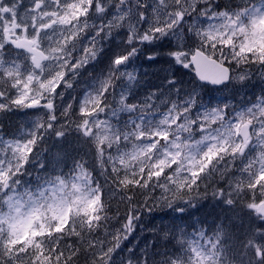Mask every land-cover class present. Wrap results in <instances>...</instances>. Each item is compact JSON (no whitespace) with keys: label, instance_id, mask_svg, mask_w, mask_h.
<instances>
[{"label":"snow or ice","instance_id":"6c2138e0","mask_svg":"<svg viewBox=\"0 0 264 264\" xmlns=\"http://www.w3.org/2000/svg\"><path fill=\"white\" fill-rule=\"evenodd\" d=\"M165 47L169 66L200 82L258 78L259 93L205 103L165 72L141 99L137 62ZM21 109L34 119L0 136V264H264V0H0V115ZM70 136L87 151L58 153L66 173L41 163L34 185L22 180L49 138ZM209 189L247 218L240 235L189 212L151 250L122 255L142 209L185 213Z\"/></svg>","mask_w":264,"mask_h":264},{"label":"trees","instance_id":"16d2710c","mask_svg":"<svg viewBox=\"0 0 264 264\" xmlns=\"http://www.w3.org/2000/svg\"><path fill=\"white\" fill-rule=\"evenodd\" d=\"M162 52L165 53V57H157V63H148L147 61L143 60L144 64H138L139 67L143 68L142 73H146V75L143 76V79L141 80V84L144 87H157L161 85L162 83V77L166 74L165 72L168 67V63L166 62L169 58L166 57V51L167 47L161 49ZM147 55V53H145ZM88 69H91L89 67ZM172 72V74L180 81L181 83L184 82V79L181 72L184 73V68L180 66H175L174 70H168V72ZM189 74L192 75L190 72V68H188ZM98 72V69H95L94 66L90 70L91 75H95ZM86 72L82 73L80 81H83L85 78ZM194 75V74H193ZM195 78V77H194ZM77 86V91L80 89V87L83 85V83H80ZM196 79H194L193 82H195ZM88 83V82H87ZM89 84V83H88ZM187 88V86H184ZM203 90H208L209 86L202 85ZM212 88V87H210ZM138 88L136 89V92L138 93ZM240 93V92H239ZM24 112H16V114L8 113L6 116L3 115V120L1 121L0 128L3 130L1 133L3 136H6L5 138H8L7 134H17L16 130L18 127L23 128L30 120L28 116L23 115ZM43 151L40 153L41 156H43L44 164L48 168L49 173H53V168L57 170V173L60 169H62L65 173L68 171V169L72 166L71 159H67L66 163H61L59 165L56 164V158L58 153L63 156L64 153H67L69 156L75 155L76 152H79L81 155H83L84 152L87 151V149L84 147L82 143L77 142L75 139H73L71 136L69 138V142L64 145L57 144L55 138H49L47 143L43 145ZM33 173V172H32ZM36 174H39L38 176H43L45 173L41 169ZM93 175L99 180V182L104 183L105 177L100 174V168L97 166L96 171L93 173ZM37 176V177H38ZM25 178L26 182H29L30 184H35L36 178L32 175H25L23 176ZM109 198L112 201V210L115 213L117 207H119V214L121 217L124 216L125 212V206L119 202V196H115L113 198V194H109ZM141 201H143V197H138ZM147 209L141 210V219L143 215L146 214ZM189 212L194 213L192 216V220L197 219H205L207 220L208 224H212L213 222H216L217 224H223L224 221H228L231 223V225L228 226L227 230L233 233L234 236H238L241 234L243 229L247 228L248 221L247 218L243 216V213L239 211L238 208H231L229 206H224L222 203H213V201H207L204 205L197 206V209H190L186 215H182L187 217ZM148 214V212H147ZM168 216H164V221L157 223L156 220H149L148 222H144L145 229H140V224H138V227L134 226V232L130 235L132 237L140 238V240L136 243L137 246H146V244L149 246V249L151 250V245L155 241V234L157 230L162 225H169L173 222L174 218L167 220ZM175 218L177 216H174ZM144 218V217H143ZM176 223L180 224L182 223L181 220H176ZM149 230L144 234L143 231ZM132 237V238H133ZM161 251L164 249L161 248Z\"/></svg>","mask_w":264,"mask_h":264},{"label":"rangeland","instance_id":"374dc122","mask_svg":"<svg viewBox=\"0 0 264 264\" xmlns=\"http://www.w3.org/2000/svg\"><path fill=\"white\" fill-rule=\"evenodd\" d=\"M24 2L26 4L27 0H24ZM217 2L218 3H226L227 0H217ZM111 47H112V44L110 42L106 41L105 42V48H104L105 53H107ZM98 59L103 60V63L97 64V63L94 62V65H90L89 66V67H91V69L93 68V66H94L95 69H98V72L96 74H98L100 72V70L107 63V58L104 57L103 55H102L101 58H98ZM139 63L140 64H144L143 60H140V61L137 62V64H139ZM174 68H175V66H171L170 67L168 65V67L165 68V69L168 72V70H174ZM91 69H87L86 74H85V78L83 79V81H80V83H83V85L80 87V89L78 91H82V90H84V89H86L88 87V83H90V79H91V76H90V70ZM137 71L139 73H142L143 68L138 66ZM190 71H191L190 73L192 75L189 74L188 69L184 68V73H182V72L180 73L182 75L183 79H184V82L181 83L180 81H178V79H177V81H178V83L181 84L182 88L185 89V90L195 87L197 89L199 95H200L201 100L203 102H205V103H211V104H215V103H232V104H237L240 101H243V100H246V99L250 98L254 92H256L257 94L259 93V88L256 87V85H258L260 83L258 78L256 80H253L246 87H241L239 85L229 84L227 88L222 87V88L215 89V88H210L209 87L208 90H203L202 84H200L197 80L195 82H193L194 79H196V78H194L195 75H193L194 72H193V70L191 68H190ZM184 86H187V88H185ZM138 90H139L138 94H139L140 98L142 99L143 96L147 92L153 91L155 89L151 88V87H144L141 84L138 87ZM71 91H72L71 89L68 90V92H71ZM68 92L65 93L66 96L68 95ZM75 95H76V93L72 92V96H75ZM69 102H71V98H69ZM32 111H35V110H27V109L23 110V109H21V110H18L17 112H32ZM28 117H29L30 121L32 119H34V117H32V116H28ZM101 118H103V116ZM125 118H126V116H125ZM3 119H4L3 115H0V123H1V121ZM0 126H2V125L0 124ZM2 131L3 130L0 128V136H3V134L1 133ZM4 137H6V136H4ZM41 163H44V159H43V156H41L39 154L38 155V160L36 162H34L29 167L30 175H32L33 177L37 178V176L39 174H36L35 172L41 170V167H40ZM22 180L25 181V178L22 177ZM207 201H213V203H217L218 202V201H216V199H214L212 197L211 189H209L208 196L206 198H204V199H201L200 204L198 206L204 205ZM224 206H226V205H224ZM147 212H148V214H147ZM187 212H185V213H177V212H174L171 209L166 208V207H159V206L153 207L152 211L149 212L147 210L146 214L143 215L144 218L142 217V219H140L139 221H137L135 223V227H138L139 226L138 224H140V229L144 230L145 229V225H144L145 220H146V222H148L149 220H156L157 223H160V222L164 221V218H163L164 216H168L167 220L172 219V218L175 219L174 216L180 217L182 215H186ZM222 225H224L225 228L227 229L228 226L231 225V223L228 222V221H224V223ZM148 231L149 230H145L143 232H144V234H146V232H148ZM132 237H133V235H132ZM132 237L129 236L128 241L125 242V245H124L125 251H124V253H122V255L127 254V248H131V249H133V251H135L137 253H139L143 248H145V246H143V244H141V246H137L136 245V243L140 240V238H137V237H133L132 238Z\"/></svg>","mask_w":264,"mask_h":264},{"label":"water","instance_id":"95a60500","mask_svg":"<svg viewBox=\"0 0 264 264\" xmlns=\"http://www.w3.org/2000/svg\"><path fill=\"white\" fill-rule=\"evenodd\" d=\"M198 81V80H197ZM199 83H201V84H203V85H207V86H211V87H213V88H221V87H224V86H218V85H213V84H211V83H206V82H200V81H198Z\"/></svg>","mask_w":264,"mask_h":264}]
</instances>
